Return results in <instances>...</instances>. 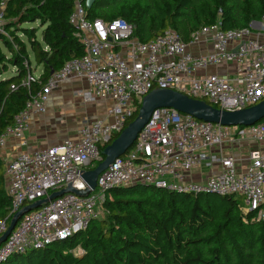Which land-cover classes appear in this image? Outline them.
<instances>
[{
  "label": "built area",
  "instance_id": "2783aa9c",
  "mask_svg": "<svg viewBox=\"0 0 264 264\" xmlns=\"http://www.w3.org/2000/svg\"><path fill=\"white\" fill-rule=\"evenodd\" d=\"M7 1L0 0V36L7 35ZM85 2L73 0L68 18L84 54L66 61L50 74L40 92L30 95L12 125L0 135V149L11 139L25 145L23 135L31 116L44 114L50 93L65 82L84 81L88 86L82 94L85 102L105 99L111 107L105 119L82 126L77 140L24 151L6 162L10 204L7 217L0 221V236L23 207L68 184L85 191L80 172L93 169L102 160L101 149L127 126L150 91H177L225 111L245 109L264 99V16L245 29L202 28L187 43L170 29L152 41L141 42L123 19H88ZM208 45L207 51L190 50ZM217 68L224 69V74L206 72ZM200 72L204 73L198 75ZM39 78L28 72L21 84L30 86ZM239 141L263 145L264 120L249 127H226L172 108L155 110L131 148L98 176L94 191L84 197L65 193L23 215L0 244V264L12 255L43 249L86 230L102 214L108 191L136 184L180 195L241 196L244 214H253L255 221L264 223V150L250 149L246 167L239 170L240 160L229 148ZM199 167L216 171L203 182L190 181V172ZM77 249L75 255H81L83 250Z\"/></svg>",
  "mask_w": 264,
  "mask_h": 264
},
{
  "label": "trees",
  "instance_id": "16d2710c",
  "mask_svg": "<svg viewBox=\"0 0 264 264\" xmlns=\"http://www.w3.org/2000/svg\"><path fill=\"white\" fill-rule=\"evenodd\" d=\"M72 11L73 0L7 1L5 30L11 40L0 36L9 53L5 57L0 52V73L8 64L15 72L0 80V135L30 95L42 90L51 71L84 54L68 22ZM86 15L91 20L123 19L141 42L170 29L187 43L202 28H249L262 20L264 0H95ZM35 21L45 26L41 41L33 30L21 27ZM18 33L26 36L34 63L43 69L30 86L21 84L32 68ZM9 204L0 158V221ZM244 206L241 196L180 195L142 184L112 189L105 194L101 216L86 230L12 255L2 264H264V223L244 214ZM77 246L83 253L74 256L70 251Z\"/></svg>",
  "mask_w": 264,
  "mask_h": 264
},
{
  "label": "crops",
  "instance_id": "0c3cea01",
  "mask_svg": "<svg viewBox=\"0 0 264 264\" xmlns=\"http://www.w3.org/2000/svg\"><path fill=\"white\" fill-rule=\"evenodd\" d=\"M207 47H191V51L199 53L207 51ZM40 74H42V66ZM34 69V68H33ZM224 74V69H210L206 71ZM204 72L198 73V75ZM88 90L86 83L79 79L65 82L52 91L46 103V112L44 114L32 115L28 128L23 135L25 145L20 146V142L11 139L8 140L5 147L0 149V158L3 162V176L5 179V164L8 160L24 151L41 149L50 146H56L66 140H77L78 130L93 120L105 119L107 111L111 107V102L105 99H97L95 102H85L82 94ZM236 159L240 160L238 169H244L247 165V154L252 148L264 150V144L256 146L250 142L239 141L235 146H229ZM216 170H208L205 167H199L190 172L187 177L192 182H203ZM6 183V180H5ZM7 193V184H6Z\"/></svg>",
  "mask_w": 264,
  "mask_h": 264
},
{
  "label": "water",
  "instance_id": "95a60500",
  "mask_svg": "<svg viewBox=\"0 0 264 264\" xmlns=\"http://www.w3.org/2000/svg\"><path fill=\"white\" fill-rule=\"evenodd\" d=\"M95 0H86L85 6L90 9ZM51 71L50 74H52ZM161 108H172L177 112L189 115L197 120L219 124L226 127H249L264 120V99L259 103L236 111H225L207 104L205 101L190 98L182 93L167 89H154L146 94L139 105L136 117L121 133L101 151L102 160L90 170L80 172V179L86 184L85 191H78L68 184L66 188L53 192L48 198L38 200L17 211L11 218L6 232L0 236L2 244L21 217L40 208L48 201L61 197L65 193H73L84 197L95 190L98 176L104 172L115 159L131 148L137 135L147 124L152 113Z\"/></svg>",
  "mask_w": 264,
  "mask_h": 264
},
{
  "label": "rangeland",
  "instance_id": "374dc122",
  "mask_svg": "<svg viewBox=\"0 0 264 264\" xmlns=\"http://www.w3.org/2000/svg\"><path fill=\"white\" fill-rule=\"evenodd\" d=\"M21 27L24 28V29L33 30L36 40L37 41H41L42 31L45 29V26H41L39 21L24 23V24L21 25ZM4 36L7 37L9 40H11L10 36L8 35V33H7V35H4ZM18 36H19V39L22 40L23 43L25 44V46L27 48V51L29 53V59H30L31 68H32V74L34 76H38L40 74L39 73L40 72V68L39 67L37 68V65L33 61V57H32V55H31V53L29 51V43L27 42L26 36L24 37L22 33H18ZM0 52L5 57H9V53H8L7 49L5 48V46L3 44V41L1 39H0ZM14 72H15V67L8 64V70L7 71H1L0 80H3V79L11 77ZM96 165H94V167ZM100 216H101V214L98 216V218ZM77 247L74 248V249H71V251H70L74 256H76L75 254L78 253Z\"/></svg>",
  "mask_w": 264,
  "mask_h": 264
}]
</instances>
